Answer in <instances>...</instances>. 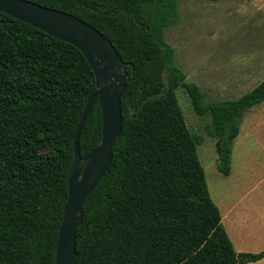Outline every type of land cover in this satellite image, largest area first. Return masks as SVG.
Instances as JSON below:
<instances>
[{"label":"trees","instance_id":"trees-1","mask_svg":"<svg viewBox=\"0 0 264 264\" xmlns=\"http://www.w3.org/2000/svg\"><path fill=\"white\" fill-rule=\"evenodd\" d=\"M29 1L92 25L129 74L111 162L82 207L77 264L264 258V249H234L198 157L203 136L190 130L176 95L185 89L195 114L209 116L205 134L227 176L233 140L244 113L264 100V81L237 98L207 100L165 41V28L178 19V0ZM94 89L93 71L76 47L0 11V264H55L73 137ZM100 140L96 99L80 131L81 156Z\"/></svg>","mask_w":264,"mask_h":264},{"label":"rangeland","instance_id":"rangeland-1","mask_svg":"<svg viewBox=\"0 0 264 264\" xmlns=\"http://www.w3.org/2000/svg\"><path fill=\"white\" fill-rule=\"evenodd\" d=\"M175 64L207 100L237 98L264 81V0H178L177 22L164 30ZM197 147L211 198L237 252L264 249V100L248 109L233 140L231 168L217 169L215 141L205 134L185 89L176 90ZM246 264H264V258Z\"/></svg>","mask_w":264,"mask_h":264},{"label":"water","instance_id":"water-1","mask_svg":"<svg viewBox=\"0 0 264 264\" xmlns=\"http://www.w3.org/2000/svg\"><path fill=\"white\" fill-rule=\"evenodd\" d=\"M0 11L76 47L95 77V89L84 105L73 137V157L67 177L68 196L59 224L55 254V264H77L75 233L82 220V207L111 162L113 144L122 126L120 98L129 74L112 42L71 13L29 0H0ZM96 99L101 109V140L96 148L81 156L80 131ZM239 264H242L241 260Z\"/></svg>","mask_w":264,"mask_h":264}]
</instances>
